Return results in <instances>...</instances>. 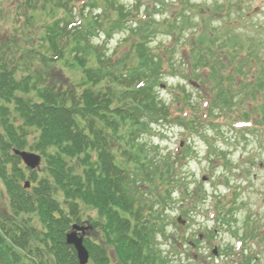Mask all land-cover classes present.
<instances>
[{"label": "trees", "instance_id": "trees-1", "mask_svg": "<svg viewBox=\"0 0 264 264\" xmlns=\"http://www.w3.org/2000/svg\"><path fill=\"white\" fill-rule=\"evenodd\" d=\"M18 4L16 27L0 31V264H80L66 242L75 224L93 227L84 241L89 264H174L157 237H167L162 211L175 204L183 183L171 155L155 158L143 137L158 123L197 132L230 114L242 121L253 115L256 125H264L263 59L233 41L211 49L204 28L193 42L174 36L170 47L149 54L148 37L133 27L129 49L110 55L93 41L105 26L87 20L84 10L79 23L60 24L51 13L38 20L35 0ZM108 8L115 15L108 27L150 23L148 11L144 21L132 22L138 5ZM179 51L187 58L175 67ZM69 68L81 74L79 80ZM167 72L198 82L201 76L209 87L200 97L204 107L186 90L176 105L164 102L157 87ZM17 150L41 155V168L29 170ZM181 152L174 158L191 155L190 148ZM186 194L190 212L208 197L202 184ZM213 197L215 221L228 228L236 202ZM249 236L264 238L257 230ZM242 260L252 261L248 254Z\"/></svg>", "mask_w": 264, "mask_h": 264}, {"label": "rangeland", "instance_id": "rangeland-1", "mask_svg": "<svg viewBox=\"0 0 264 264\" xmlns=\"http://www.w3.org/2000/svg\"><path fill=\"white\" fill-rule=\"evenodd\" d=\"M35 1L39 5L36 13L38 20L44 21L45 14L51 13L63 24L79 15V6L85 0ZM106 2L114 6L124 5L128 10L138 5L140 8L135 20L144 21L148 11L149 25L135 21L136 24L129 27H108L115 15ZM187 3L196 4L197 10L188 9ZM66 9L69 11L66 12ZM18 10V0H0V31L10 32L16 27ZM84 14L87 20L105 26L93 41L106 48L109 54L129 49L131 41L127 42V39H130L133 27L148 37L145 47L149 54H158L163 47H170L174 36L179 42H193L192 37L199 36L204 28L207 36L204 40L211 49L217 50L220 43L233 41L241 48L256 52L264 61V0H99L90 4ZM173 23L175 26L171 27ZM26 34L30 36V31ZM173 57L175 67L183 62L182 58H187L180 51ZM164 68L171 70L167 63ZM67 73L75 76L76 80L81 77L75 69L69 68ZM59 75L61 79L66 77L64 73ZM199 79L201 84L197 86L192 79L167 72L161 77L157 91L164 102L176 105V100L183 99L181 90H186L195 105L198 103L204 107L200 97L201 94L206 96L209 87L203 86L201 76ZM240 100L241 97L235 98L236 103ZM238 119L239 114H230L229 118H220L215 127L208 123L203 128L198 127V132H188L174 124L158 123L151 134L143 137V142L151 148V155L155 158L171 155L173 163L178 165L183 183L173 196L175 204L162 211L167 220V238L162 233L157 237L163 254L174 264H264V238L249 236V232L257 230V234L264 237V126H255V134L243 128L241 133L237 130L240 125L235 123ZM188 148L192 154L188 159L174 158ZM201 184L207 196L211 197L226 195L230 198L238 190L236 207L230 216L233 220L228 228L219 226L214 220L210 197H207L209 200L201 211L190 212L193 204L186 191L196 193ZM144 194L146 200L151 196L147 191ZM186 212L188 220L185 221ZM95 215L92 212V216ZM238 236L251 238L247 240L248 249L244 253L252 260L248 263L240 257ZM215 246L221 251L218 256L213 255Z\"/></svg>", "mask_w": 264, "mask_h": 264}, {"label": "water", "instance_id": "water-1", "mask_svg": "<svg viewBox=\"0 0 264 264\" xmlns=\"http://www.w3.org/2000/svg\"><path fill=\"white\" fill-rule=\"evenodd\" d=\"M16 154L22 158V160L27 165V167L31 169H36L37 167L40 166L41 163L40 156L28 152H19V151H17ZM27 186H29V184H27ZM79 230H83V228L80 229L78 226L74 227L73 232L67 235V243L75 247L80 264H88L90 256L87 249L84 246L83 236H78Z\"/></svg>", "mask_w": 264, "mask_h": 264}]
</instances>
